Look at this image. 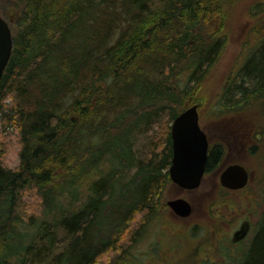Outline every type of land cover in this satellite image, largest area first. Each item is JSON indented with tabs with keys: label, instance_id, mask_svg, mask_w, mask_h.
<instances>
[{
	"label": "trees",
	"instance_id": "trees-1",
	"mask_svg": "<svg viewBox=\"0 0 264 264\" xmlns=\"http://www.w3.org/2000/svg\"><path fill=\"white\" fill-rule=\"evenodd\" d=\"M234 2L16 0L0 79V264H94L139 241L145 216L166 206L172 145L167 133L138 154L136 139L164 114L173 120L203 104ZM255 9L263 14L264 1ZM251 33L222 107L264 89L261 18ZM13 147L18 163L9 167ZM235 264H264V209Z\"/></svg>",
	"mask_w": 264,
	"mask_h": 264
},
{
	"label": "rangeland",
	"instance_id": "rangeland-1",
	"mask_svg": "<svg viewBox=\"0 0 264 264\" xmlns=\"http://www.w3.org/2000/svg\"><path fill=\"white\" fill-rule=\"evenodd\" d=\"M259 1L264 0H235V4L229 7L228 38L222 54L204 83L203 104L198 105L199 124L206 131L214 124L223 130L227 123L225 121L231 119V116L240 118L241 115L250 118L254 111H259L264 105L263 101L258 100L253 107L252 104L234 111L232 115L221 113L222 110L225 112L228 109L226 106L222 107L221 95H223L224 83L232 78L234 71L245 57L244 53L242 54L243 44L249 41L248 47L254 46L251 31L256 20L261 18V24H264V13H257L259 12L257 9L252 11L254 4ZM15 2L16 0H0V15L9 23L13 34L17 29L16 20L20 9L15 7ZM259 24L257 23L258 26ZM242 105L244 104H240L239 107ZM213 119H216V122H213ZM257 122L264 125V120L259 121L257 118ZM171 124L172 119L164 114L157 123L153 124L152 131L150 130L148 134H140L134 145L138 154L139 151H143L141 149L144 146L145 151L150 153L155 144H161V141L168 136L167 133L170 134ZM11 129L8 126L6 131L10 132ZM241 159L252 174V180L243 190H224L217 180L214 189L211 190V180L208 175L204 177L198 188L187 192L179 191L170 182L162 193L161 201L166 205L168 199L183 195L192 203V214L187 218L176 217L167 206L154 219L150 220L147 214L142 222L146 223V227L139 241L122 242L119 249L104 252L94 264H119L120 259L126 262L128 257L137 264H235L246 250L253 234L254 224L264 209L262 190L264 163L253 155ZM5 163L9 167L17 165L18 155L15 147L8 150ZM241 215L250 216L251 230L245 239L233 243L230 237L235 227L240 224L242 218L238 221L237 219ZM128 237L127 234L126 239Z\"/></svg>",
	"mask_w": 264,
	"mask_h": 264
},
{
	"label": "water",
	"instance_id": "water-1",
	"mask_svg": "<svg viewBox=\"0 0 264 264\" xmlns=\"http://www.w3.org/2000/svg\"><path fill=\"white\" fill-rule=\"evenodd\" d=\"M13 48V34L9 23L0 15V79L8 64ZM172 156L168 167L172 183L194 189L200 185L207 162L208 141L199 124L198 105L191 104L180 111L172 121L170 129ZM246 169L239 164H232L222 170L219 176L221 186L238 189L247 183ZM264 191V185H263ZM167 206L177 217H188L192 206L183 197L166 201ZM249 222L243 221L231 237L236 242L247 235Z\"/></svg>",
	"mask_w": 264,
	"mask_h": 264
},
{
	"label": "flooded vegetation",
	"instance_id": "flooded-vegetation-1",
	"mask_svg": "<svg viewBox=\"0 0 264 264\" xmlns=\"http://www.w3.org/2000/svg\"><path fill=\"white\" fill-rule=\"evenodd\" d=\"M228 83H229V81H226V83H224V85H226ZM262 90H264V89H262ZM262 90H259V91H262ZM259 91H257L253 95H250L252 99L248 103L242 105L241 107H239L240 106L239 105V106L235 107L234 109H227V111H225L223 113H228V114L232 115L234 111L246 108L252 104L253 105L251 107H253L254 104L258 100H261L264 102V93H262V92L258 93ZM214 114L216 115V112H214ZM263 115H264V105L262 108H259V111H256V112L254 111L252 117H250V118L248 116H241V115H240V118H239V116L238 117L231 116V119L225 121V122H227V123L229 122V123L228 124L225 123V125H224L225 127L223 130L220 129L215 124L212 125L211 129L208 131H206L204 128L201 127L203 129V131L205 132V135H206V138L208 141L207 160L209 159L208 160L209 161V168H206V166H205L204 173L201 177L200 185H201L202 181L204 180V177H206L208 175L209 179L211 180V190L214 189L216 180L219 182V176H220V173L222 172V170L229 165L239 164V165H242L247 171V174H248L247 183L243 187L238 188V189L226 188V187L221 186L220 183H219V185L224 190H228V191L243 190L245 187L248 186V184L252 180V174H251L250 170L247 168V166H245V164L242 162L243 160L241 158L244 159L247 156L249 157V155H253V156H256L261 162L264 163V125L261 123L259 124L257 122V118L259 121L264 120ZM213 122H216V119H213ZM171 145H172V143H171ZM236 148L238 150H236ZM238 155L240 157H238ZM170 161H171V159H170ZM172 184L175 186L176 189H178L181 192H187V191H191V190L196 189V188L185 189V188H182V187H180L174 183H172ZM263 185H262V190H263ZM177 197H183V198L187 199L183 195H180ZM189 203L192 206V203L190 201H189ZM166 206H167V204H166ZM210 210H211V205H210ZM170 211H171V209H170ZM192 212H193V206H192L191 214H192ZM171 213L174 216H176L172 211H171ZM211 214L212 213L210 211V216H211ZM184 218H187V217H184ZM241 218H242V220H241L240 224L245 220H247L249 222V230L247 232V235H248L249 231L251 230V225H252L251 218L249 215L248 216L241 215L240 217H238L237 221ZM240 224L238 225V227H235V229L232 231V234L236 229L239 228ZM235 225H236V223H235ZM209 230H210V234H211V226H210ZM232 234H231V237H232ZM247 235L244 238H242L236 242H233V243H237V242L242 241L243 239H245L247 237ZM231 237H230V240H231Z\"/></svg>",
	"mask_w": 264,
	"mask_h": 264
}]
</instances>
